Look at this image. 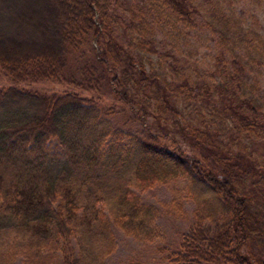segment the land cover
<instances>
[{
  "label": "trees",
  "instance_id": "trees-1",
  "mask_svg": "<svg viewBox=\"0 0 264 264\" xmlns=\"http://www.w3.org/2000/svg\"><path fill=\"white\" fill-rule=\"evenodd\" d=\"M25 1L0 0V264H106L115 231L163 240L184 205L133 188L170 184L191 223L166 264H264V39L216 0H33L32 42L8 25ZM179 27L212 37V64L157 51Z\"/></svg>",
  "mask_w": 264,
  "mask_h": 264
},
{
  "label": "rangeland",
  "instance_id": "rangeland-1",
  "mask_svg": "<svg viewBox=\"0 0 264 264\" xmlns=\"http://www.w3.org/2000/svg\"><path fill=\"white\" fill-rule=\"evenodd\" d=\"M33 0H26L24 15L20 16L18 22L12 21L8 25H12L11 28H16V34H21L23 37H28L32 42H39L43 36L38 35L36 31L32 30L37 26V16L35 11L41 10L39 6L32 2ZM129 2L131 0H123ZM193 4L202 6L207 9L208 5L205 4V0H190ZM220 4L224 3V7H228L230 12L234 15L235 18L240 19L244 22V28L250 27L255 30V32L264 39V0H216ZM34 12L35 15L30 14ZM36 30V28H34ZM173 38L169 39L167 36L163 39L164 44H161L157 51L162 53H172V55L178 56L180 59L184 60L189 58V64L191 66H196L201 69L202 67L207 66V64H212L214 52L217 51L216 43L212 41L210 37L203 30H184L181 27L177 29L173 34ZM171 42L175 46H171ZM24 45V51L29 49V46ZM7 47V46H6ZM8 48V47H7ZM9 49V48H8ZM13 50L22 51V48L12 47ZM1 50V48H0ZM166 54H163L162 58L154 55L152 59V65L155 68L161 69L165 68L168 64L173 63L171 57L166 61ZM5 83L3 80H0V86H4ZM264 85V80H263ZM36 91L45 92L47 94L57 93L61 94L65 91L64 87L53 85V84H44L37 85L34 87ZM86 96V94H83ZM94 98H97L94 96ZM103 105L108 106V103H103ZM116 119H113V122ZM171 135L179 137L176 133H170ZM185 148L186 154L189 155L193 152L190 151V148L187 145L183 146ZM190 156V155H189ZM133 191L137 194L140 201L144 204H150L157 208L161 207L163 204H169L172 200L179 203L182 207L184 205V212H187V216L184 219H179L171 217L162 213L157 225L159 229L164 234V239L160 241H155L154 243L144 244L138 241L133 240L129 237H124L120 232L115 231V248L109 256L105 263L106 264H166L164 261V253L162 248L168 250L171 247H174L178 244L180 237L183 233L188 230L190 226V216L188 213L191 211V207L188 201L180 198V193L182 187L180 185L175 186L170 184L169 186H157L153 189L147 190L145 192H140L138 189ZM173 191L176 192V198H172ZM19 263V261H17Z\"/></svg>",
  "mask_w": 264,
  "mask_h": 264
},
{
  "label": "bare ground",
  "instance_id": "bare-ground-1",
  "mask_svg": "<svg viewBox=\"0 0 264 264\" xmlns=\"http://www.w3.org/2000/svg\"><path fill=\"white\" fill-rule=\"evenodd\" d=\"M37 12V11H36ZM32 14V13H31Z\"/></svg>",
  "mask_w": 264,
  "mask_h": 264
}]
</instances>
